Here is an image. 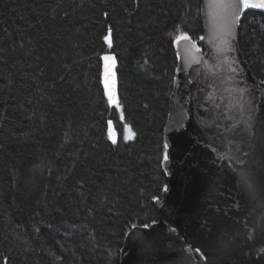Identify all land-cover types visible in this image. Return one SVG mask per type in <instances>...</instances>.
Returning <instances> with one entry per match:
<instances>
[{"label":"trees","instance_id":"obj_1","mask_svg":"<svg viewBox=\"0 0 264 264\" xmlns=\"http://www.w3.org/2000/svg\"><path fill=\"white\" fill-rule=\"evenodd\" d=\"M202 33L200 0H0V264H120L168 185L174 40ZM238 41L264 82V12Z\"/></svg>","mask_w":264,"mask_h":264},{"label":"water","instance_id":"obj_2","mask_svg":"<svg viewBox=\"0 0 264 264\" xmlns=\"http://www.w3.org/2000/svg\"><path fill=\"white\" fill-rule=\"evenodd\" d=\"M200 1L203 49L187 34L174 40L168 185L154 201L157 220L126 233L120 264H264V82L238 41L240 16L264 8ZM100 59L113 99L116 57Z\"/></svg>","mask_w":264,"mask_h":264},{"label":"snow or ice","instance_id":"obj_3","mask_svg":"<svg viewBox=\"0 0 264 264\" xmlns=\"http://www.w3.org/2000/svg\"><path fill=\"white\" fill-rule=\"evenodd\" d=\"M239 2L243 8H248V7L264 8V0H259V2H255V3H253L252 0H239ZM183 38L187 39V37H183ZM104 59L107 60L109 59V57H105ZM109 98L111 99V96H109ZM164 159L167 160L168 156L165 155ZM144 227H147V225H145Z\"/></svg>","mask_w":264,"mask_h":264},{"label":"rangeland","instance_id":"obj_4","mask_svg":"<svg viewBox=\"0 0 264 264\" xmlns=\"http://www.w3.org/2000/svg\"><path fill=\"white\" fill-rule=\"evenodd\" d=\"M110 134L112 136L114 134L112 128L110 130ZM123 137L125 140H129L133 137V131L131 130L130 126L127 123L124 124V136Z\"/></svg>","mask_w":264,"mask_h":264}]
</instances>
